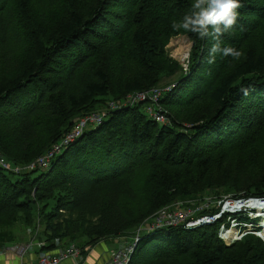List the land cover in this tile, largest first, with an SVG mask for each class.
Masks as SVG:
<instances>
[{
  "label": "trees",
  "instance_id": "obj_1",
  "mask_svg": "<svg viewBox=\"0 0 264 264\" xmlns=\"http://www.w3.org/2000/svg\"><path fill=\"white\" fill-rule=\"evenodd\" d=\"M10 1L0 0V49L12 39ZM34 1L19 4L23 54H5L0 62V153L11 163H32L78 119L107 111L111 102L163 81L177 86L160 100L167 124L150 118L149 104L121 108L87 128L49 169L16 175L0 168V229L6 237L22 218L38 224L43 252L73 244L83 253L132 237L147 218L178 202L186 208L193 201L199 218L220 213L202 205L221 194L264 199V173L247 181L244 195L236 194L242 192L236 186L206 180L217 162H260L258 154L264 155V0H240L236 24L221 37V47L241 51L240 58L217 53L211 64V37L172 28L194 0H63L57 9L54 0H44L57 16L49 19L31 11ZM180 34L193 44L187 73L167 48ZM142 172L147 180L140 188ZM154 188L150 197H140L142 204L122 197L125 189ZM228 216L194 229L144 233L129 264H264V251L248 247L260 242L254 234L231 245L220 239ZM245 217L240 226L251 223Z\"/></svg>",
  "mask_w": 264,
  "mask_h": 264
},
{
  "label": "rangeland",
  "instance_id": "obj_2",
  "mask_svg": "<svg viewBox=\"0 0 264 264\" xmlns=\"http://www.w3.org/2000/svg\"><path fill=\"white\" fill-rule=\"evenodd\" d=\"M43 1L44 0H35L32 7L30 8L31 11L35 13L42 11V15H46L47 19L51 17H57L56 15H54L55 10H54L53 15H50V10L47 7H45ZM54 1L56 3V9L59 6H61L63 2V0H54ZM78 3L82 5V0H78ZM90 3L92 2L91 1L86 2V4H90ZM19 4H20V0H11L10 3L8 4L9 6L8 16H9V21L11 23V28L13 30V33H12L11 41L6 46H4L2 49H0V62L4 61L3 56L5 54H11L12 57L14 58L17 56H21L26 47L25 46L26 45V38H25L26 32H25V29H24V26L21 20L19 21V18H20ZM192 46L193 44L190 41L189 36L187 34H180L172 38L167 48L169 50L170 56L176 61H178L181 64L180 67L184 69V65L189 66L190 53H191ZM185 57H186V60H185ZM15 65L16 64H13L12 66H9V65L7 66H8V69H13L16 67ZM163 83H164L163 85L167 84L165 83V81H163ZM89 128L90 127H88V129ZM258 157H259L260 162L257 160L252 161L248 159H240L239 157H236L230 160L229 158L224 159V162L221 164V166L217 162L218 166L216 168L213 169L212 167H210V170L206 176V180L217 187L221 185L236 186L240 191H242L236 194L244 195L245 192L243 191H245V186L247 184V181L249 179L250 180L258 179L264 173V155L258 154ZM146 180H147V176L145 175L144 172H142L141 174H139V176L136 179L137 185H139L140 188L145 187ZM125 190L127 191H124L122 197H128L130 201L137 203V204H142L143 199H141L140 197H150L156 191V188H154L151 191H140V192H133L128 189H125ZM230 196L232 197L233 194H221L215 197H211V200H209L208 204L202 205V206L203 207L204 206L206 207L214 206L215 209L221 206L220 214L217 216L216 219L214 218V221L215 220L222 221L225 218V214L223 213V211H225L228 207L229 209L233 208L231 206L235 207V204L232 205V203L230 202ZM219 197H224V198L219 199ZM242 202L243 200H241V203ZM172 205H176V204H172ZM236 206H239V204H236ZM199 213L200 211L194 212L195 216H197ZM228 213H231V212H228ZM246 215L244 212H240L236 215V217L241 218L242 216L244 219V217L246 216L245 218H249L251 220L252 214H246ZM229 216L226 219L227 222H229L228 220ZM146 220H148V218ZM236 222L237 221L230 222L231 228L228 230L224 228L223 225L221 226L219 230L220 239L223 240L227 245L233 244L235 240L237 241V239L238 241H240L246 234L252 233L251 231L252 228L261 226L257 223V221H251V223L246 224L247 227H242V230L238 228L239 230L238 231L237 227H234L236 226ZM38 229L39 228H38L37 223L29 226L24 223L22 218H19V221L14 225V227L11 230H9V232H12V236L6 237L3 234L4 231H6V229H0V254L9 251L10 253L14 254L21 262L23 261L22 264L27 263L26 259L32 253L34 255H37L38 260H39L40 256L44 252L41 250L42 246L38 245L39 243H41L39 242L40 240L37 236ZM230 230H233L235 232L236 237H234L233 242L227 241L226 233L229 232ZM256 230L258 231L259 229H256ZM255 233H256L255 236L260 238V242L259 243L254 242L253 246H248V247L255 248L256 250L260 249L264 251V236H263L264 231L260 230L259 232H255ZM238 234H240L239 237L237 236ZM129 238L131 239L130 236L129 237L124 236L123 238L119 239L118 243L121 242V244H125L126 242L130 241ZM10 239L11 241H9ZM31 243H33V247H29ZM72 245L66 244L65 246H63V248H60L58 251L70 248ZM110 245H113V244H110ZM256 245L259 246L258 249L256 248ZM80 257H82V250H81Z\"/></svg>",
  "mask_w": 264,
  "mask_h": 264
},
{
  "label": "built area",
  "instance_id": "obj_3",
  "mask_svg": "<svg viewBox=\"0 0 264 264\" xmlns=\"http://www.w3.org/2000/svg\"><path fill=\"white\" fill-rule=\"evenodd\" d=\"M188 69L189 66L184 65V73H187ZM176 86L177 83H169L151 88L149 90L131 93L123 101L109 103L107 111L94 112L78 119L70 132H68L60 141L55 143L47 153L30 164L23 166L15 165L8 161L0 153V168L7 173L16 175L38 169H49L53 160L58 155L62 154L70 143L79 138L88 127L101 124L106 118L108 112L121 108L133 107L139 104H149L150 106L146 107V111L148 112L150 118H152L155 122L167 124L169 123V119L166 116V111L160 104V100L164 95L175 89ZM188 203L192 206L185 208L181 202H178L175 203L176 205H170L160 209L158 212L149 217L148 220L142 223L132 234V241L129 245L120 247L110 253L107 264H129L135 245L139 242L144 233L168 227L180 226H183L186 229H194L203 225H209L214 222V218H217L212 216H201L197 218L194 212L201 210V208L195 207L193 201H189ZM38 245L43 246L44 244L39 243ZM29 247H33V243H31ZM80 255L81 249L72 245L70 248L63 249L55 254L44 252L39 258V264H60L68 259H78L80 258Z\"/></svg>",
  "mask_w": 264,
  "mask_h": 264
},
{
  "label": "clouds",
  "instance_id": "obj_4",
  "mask_svg": "<svg viewBox=\"0 0 264 264\" xmlns=\"http://www.w3.org/2000/svg\"><path fill=\"white\" fill-rule=\"evenodd\" d=\"M242 6L240 0H194L190 11L183 17V20L180 22L173 21L172 28L174 31L183 29L185 32L194 33L200 39L211 37L214 43L209 50L208 63L210 64L215 62L217 53H221L223 56H231L233 59H239L242 55L241 51L233 47L222 48L221 44L223 41L221 37L233 29V26L240 16L238 9ZM241 200L246 199H230V202L232 205L235 203L242 205L244 202L241 203ZM219 208H221V206H219ZM227 209H229V207ZM226 210L223 211V213L225 215H230L228 218L229 222H232L230 219L235 217V220L237 219L238 222H236V226L234 227L242 230L243 225H239V217H236L238 213L232 214L228 213L229 211ZM219 214L212 217H217ZM231 215H233V217ZM223 227L228 230L231 228V225L229 227L223 225ZM252 234L255 235L254 232H252Z\"/></svg>",
  "mask_w": 264,
  "mask_h": 264
},
{
  "label": "crops",
  "instance_id": "obj_5",
  "mask_svg": "<svg viewBox=\"0 0 264 264\" xmlns=\"http://www.w3.org/2000/svg\"><path fill=\"white\" fill-rule=\"evenodd\" d=\"M130 239V238H129ZM131 243L130 241L126 242L125 244H121V242L114 244H106L104 242L98 243L92 248L85 249V252L82 253V257L78 259H68L60 264H107L109 260L110 253L119 247L127 246ZM26 264H39V260L37 255L33 253L29 255L26 259ZM14 254L8 252H4L0 254V264H22Z\"/></svg>",
  "mask_w": 264,
  "mask_h": 264
},
{
  "label": "bare ground",
  "instance_id": "obj_6",
  "mask_svg": "<svg viewBox=\"0 0 264 264\" xmlns=\"http://www.w3.org/2000/svg\"><path fill=\"white\" fill-rule=\"evenodd\" d=\"M249 204V205H248ZM241 206V207H239ZM239 206H236L235 204V207L234 206H231V207H234V208H242V211H245L246 209L245 208H248V210H256L255 212L258 213V216L260 217H263L264 218V203L263 204H259L257 202H249L247 204H243V205H239ZM245 207V208H244ZM249 212V211H248ZM252 216H254V214H252ZM264 226V225H263ZM238 230V229H237ZM239 231V230H238ZM226 237H227V241L228 242H233V239L235 236V232L233 230H230L229 232L226 233ZM229 234V235H228ZM238 237L240 236V234L237 235ZM238 240V239H237ZM236 241V240H235Z\"/></svg>",
  "mask_w": 264,
  "mask_h": 264
}]
</instances>
